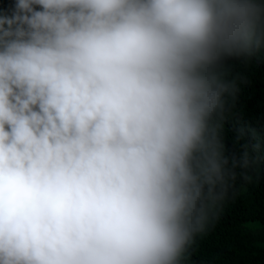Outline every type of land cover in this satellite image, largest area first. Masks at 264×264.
Returning <instances> with one entry per match:
<instances>
[{
	"label": "clouds",
	"instance_id": "obj_1",
	"mask_svg": "<svg viewBox=\"0 0 264 264\" xmlns=\"http://www.w3.org/2000/svg\"><path fill=\"white\" fill-rule=\"evenodd\" d=\"M262 57L264 0H0V264H191L259 178Z\"/></svg>",
	"mask_w": 264,
	"mask_h": 264
},
{
	"label": "trees",
	"instance_id": "obj_2",
	"mask_svg": "<svg viewBox=\"0 0 264 264\" xmlns=\"http://www.w3.org/2000/svg\"><path fill=\"white\" fill-rule=\"evenodd\" d=\"M236 70L248 83L241 87L236 114L225 123V142L228 153L238 157L241 144L258 140L259 178L229 207L215 231L200 241L191 264H264V57ZM245 127L255 130L257 140L246 131L244 139L234 143L237 130Z\"/></svg>",
	"mask_w": 264,
	"mask_h": 264
},
{
	"label": "rangeland",
	"instance_id": "obj_3",
	"mask_svg": "<svg viewBox=\"0 0 264 264\" xmlns=\"http://www.w3.org/2000/svg\"><path fill=\"white\" fill-rule=\"evenodd\" d=\"M258 232V231H257Z\"/></svg>",
	"mask_w": 264,
	"mask_h": 264
}]
</instances>
